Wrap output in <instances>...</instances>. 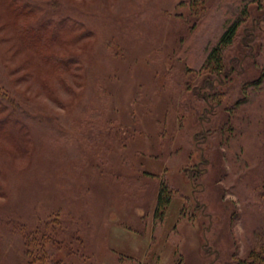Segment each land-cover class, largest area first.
I'll use <instances>...</instances> for the list:
<instances>
[{"label":"rangeland","instance_id":"rangeland-1","mask_svg":"<svg viewBox=\"0 0 264 264\" xmlns=\"http://www.w3.org/2000/svg\"><path fill=\"white\" fill-rule=\"evenodd\" d=\"M13 3L36 36L0 8V264L38 241L62 264L264 253V0Z\"/></svg>","mask_w":264,"mask_h":264},{"label":"trees","instance_id":"trees-1","mask_svg":"<svg viewBox=\"0 0 264 264\" xmlns=\"http://www.w3.org/2000/svg\"><path fill=\"white\" fill-rule=\"evenodd\" d=\"M0 8L4 10H7L12 16H14L12 19L16 21V27L18 30H21L22 34H25V39L27 42L31 39L32 34L34 33V29L27 27L26 25L21 22V20H26V17L28 15V10H23V6L20 4H14L13 0H0ZM7 21V20H6ZM8 24V22H7ZM237 28V22L236 20H232L231 22H228L226 24L225 29L219 38L218 43L209 51L208 57L205 62V66L202 69H208L211 71H221L222 69V53L224 52V49L227 46H230L234 42V34L235 30ZM32 33V34H31ZM36 36V33L33 34ZM44 39H41V42H43ZM58 57V55L56 54ZM57 63H60V65L63 66V61L59 60ZM260 77H264V68L261 71ZM5 132L2 131L0 128V136H4ZM259 192L262 198H264V178L261 180V184L259 187ZM170 203L169 194L163 187L160 189L157 197V204L155 208V216L161 220L166 212V208L168 204ZM54 221H58V218H54ZM53 226L50 222L46 224L45 226ZM39 232V231H38ZM47 233V234H46ZM55 234L53 233V229L50 233L48 232H42V237H44V240H49L53 238L54 243L56 244V240H54ZM33 238V237H32ZM32 238H29V241L32 242ZM46 242V241H45ZM33 243H36V240L33 241ZM38 246H34V249L28 250V256L27 259H22V261L17 262V264H44L46 261H50L51 264H62L61 259H57L53 257V259H50L49 254L47 253V250L43 247V242L38 241L36 243ZM61 249L60 243L56 246V249H54V253ZM230 264H264V253L261 250L251 249L247 256L238 259L233 260Z\"/></svg>","mask_w":264,"mask_h":264}]
</instances>
